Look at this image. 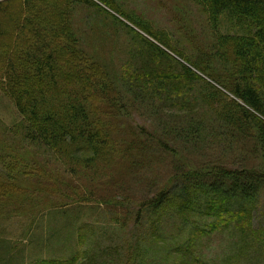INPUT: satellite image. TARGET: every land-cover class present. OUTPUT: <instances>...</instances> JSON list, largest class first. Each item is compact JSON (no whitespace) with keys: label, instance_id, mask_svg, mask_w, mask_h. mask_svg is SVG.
Masks as SVG:
<instances>
[{"label":"trees","instance_id":"obj_1","mask_svg":"<svg viewBox=\"0 0 264 264\" xmlns=\"http://www.w3.org/2000/svg\"><path fill=\"white\" fill-rule=\"evenodd\" d=\"M98 1L161 46L102 8L140 42L142 53H135V64L117 73L83 47L74 28L78 5L95 4L93 0H0V90L20 115L16 126L21 139L33 149L26 164L34 163L38 154L45 155V161H53L76 178L59 186L79 202L126 208L134 204L138 221L132 223L139 233L146 226L154 231L165 221H173L179 231L188 227L187 238L174 242L179 255L163 264H206L191 248L203 236L212 238L221 232L232 236L238 247L229 259L247 251L261 253L264 261V227L253 226V211L264 189V0H192L204 15L210 35L206 49L197 48L191 55L176 45L181 42L174 43L149 22L126 13L118 0ZM226 20L236 32H222ZM161 59L167 64H161ZM187 81H201L213 104L206 95L195 99L198 106L190 100L180 102ZM184 106L188 107L184 115L168 111ZM148 110L156 117V127L121 126L120 120L132 112L142 115ZM211 145L238 158V163L230 164L223 156L215 161L190 158L197 147ZM159 151L170 155L181 151L184 160H174L172 174L163 178L152 173L149 164L150 175L142 177L143 160L153 162ZM32 152L29 149L21 156ZM256 154L261 160L252 164ZM154 162L158 167L164 164ZM126 164L132 173H105L115 167L124 169ZM6 169L10 180L2 178L0 207L18 200L29 205L25 210L39 212L40 203L32 200L37 195L22 193L19 184L15 188L10 183L11 163ZM80 178L92 191L101 188L83 197L76 190ZM97 178L98 184L90 185ZM141 178L149 193L141 201L118 193L131 179L141 182ZM113 222L120 232L130 227L129 221ZM85 224L76 229L80 244L90 228ZM182 245L188 246L189 254ZM126 248L137 260L123 262L116 246L119 262L145 264L138 242L130 245L126 240ZM80 258L77 254L31 264H82Z\"/></svg>","mask_w":264,"mask_h":264},{"label":"rangeland","instance_id":"obj_2","mask_svg":"<svg viewBox=\"0 0 264 264\" xmlns=\"http://www.w3.org/2000/svg\"><path fill=\"white\" fill-rule=\"evenodd\" d=\"M93 1L95 4L78 5L74 17V28L87 51L104 61L117 73H121L128 65L133 66L135 64L136 54L142 53L139 49L140 42L122 24L125 22L129 25L128 22L124 21L126 19L120 18L117 13L98 0ZM118 1L126 13H129L133 18L149 22L156 32L169 36L174 43H176L175 41L181 42L182 44L176 43V45L185 49L188 55L198 51L197 48H200L199 52L206 49L204 43L209 38L210 29L204 15L192 0ZM102 8L114 14V17L122 22L112 18ZM132 28L139 32L137 27ZM221 30L223 33L236 32V28L230 26L227 20L223 22ZM152 41L157 42L153 38ZM169 53L172 54L170 51ZM159 62L167 64L162 59ZM218 72L222 73V70L218 68ZM202 77L210 81L203 74ZM211 81L213 82L212 79ZM204 86L201 81H187L186 91L179 101L190 100L193 105L198 106L195 99L206 95L213 104L212 94L206 91ZM225 92L233 98L229 91L226 90ZM155 102L158 103V100L155 99ZM187 106L178 108V110L168 109V111H173L176 114L179 111L180 115H184L188 113ZM166 109L164 108V111ZM153 114L150 110L142 115L132 112L128 117L122 118L120 123L124 128L130 125L138 130L139 127L151 129L157 126ZM175 118L177 117L175 116ZM19 120L20 115L14 104L0 90V184L4 183L2 178L5 181L10 180L6 179L5 174L8 175L9 172L6 171V167L11 163L13 180L10 183L15 188L19 184L23 189L22 193L37 195L38 199L34 200L36 196H33L32 200L39 202V207H41L39 212H36L35 209L28 211L25 209L29 205L23 206L18 203V200L0 207V264H28L37 259L40 260L39 258L66 259L77 254H81L82 264H116L117 261L118 264H122L118 260L116 246L121 248L122 261L127 260L132 263L137 260V255L126 248V240L130 245L135 242L139 243L141 251H143L142 254H144L145 264H163L168 260H173L174 256L181 252V250L176 249L174 242L180 241L182 243L184 238H187L188 227L185 226L179 231L178 228L174 227L173 221H165L154 231L146 226L139 233L137 226L135 227L132 223V221H138V209H135L134 204H129L126 208L115 203L109 207L96 201L79 202L75 196H69V192H65L59 186L61 181L68 184L69 181L76 178L70 177L68 173H63L53 161H45V155L38 154L34 163L27 161L26 164L25 159H31L33 149L29 147L32 152V154H28L29 156H21L29 149L21 139L16 126ZM165 120L170 121L169 117H166ZM171 146L177 147L174 144ZM181 155V151H178L176 155L159 151V156L153 157V162L143 160V169L140 170V173L142 177L143 175H150L146 166L151 164V167L154 168L152 173L161 176V178L169 176L172 174L173 161L180 159ZM221 156L225 157L224 160L230 164L238 163V158L235 157L234 160L228 155V152L222 154L220 149L213 145L203 148L197 147L190 158L194 157L198 161H215ZM260 158L261 155L256 154L252 164H258ZM181 159L184 160V158ZM154 160H162L164 164L158 167ZM196 160L195 162L198 163ZM120 171L132 173V168L126 164L124 169L115 167L111 171L106 170L105 173L109 175ZM99 180L100 178H97L90 185L98 184ZM78 182L76 190L83 197H86L88 192L96 194L101 188L92 191L88 185L82 182L81 178L78 179ZM144 185L145 180L142 178L141 182H135L131 179L129 184L124 185L118 193L128 196L132 201H141L146 194H149ZM158 185L153 189H156ZM13 198L16 199L15 194ZM19 200H23V197ZM20 217L22 220H18ZM36 218L39 221H29V219ZM113 221H129L130 227L120 232L118 225ZM84 224L90 228L85 229L87 238L85 242L80 244L77 239L79 233L76 229L78 225ZM253 226L264 227V189L261 191L253 211ZM89 236L92 238H88ZM197 242L198 244L191 250L199 253L206 264H264L261 253L253 254L243 251L237 255L238 258L229 259L228 257L233 255L234 249L238 247L235 246L234 238L227 233H216L212 238L203 236ZM187 243L189 244V241ZM182 248L189 254L190 250L187 245H182Z\"/></svg>","mask_w":264,"mask_h":264},{"label":"crops","instance_id":"obj_3","mask_svg":"<svg viewBox=\"0 0 264 264\" xmlns=\"http://www.w3.org/2000/svg\"><path fill=\"white\" fill-rule=\"evenodd\" d=\"M18 220H22V218L20 217ZM29 221H39V220H38V218H36V219H33V220L29 219ZM39 259H47V258H39ZM36 261H38V259ZM31 263H33V262H31ZM31 263H28V264H31Z\"/></svg>","mask_w":264,"mask_h":264},{"label":"water","instance_id":"obj_4","mask_svg":"<svg viewBox=\"0 0 264 264\" xmlns=\"http://www.w3.org/2000/svg\"><path fill=\"white\" fill-rule=\"evenodd\" d=\"M149 37V36H148ZM150 38V37H149ZM151 39V38H150ZM152 40V39H151Z\"/></svg>","mask_w":264,"mask_h":264}]
</instances>
